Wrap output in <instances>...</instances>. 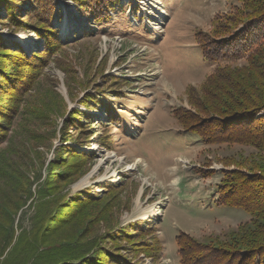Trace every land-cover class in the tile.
Returning a JSON list of instances; mask_svg holds the SVG:
<instances>
[{
  "label": "rangeland",
  "instance_id": "1",
  "mask_svg": "<svg viewBox=\"0 0 264 264\" xmlns=\"http://www.w3.org/2000/svg\"><path fill=\"white\" fill-rule=\"evenodd\" d=\"M238 6L236 0H28L15 17L18 26L0 21L6 48L15 44L42 59L48 44L28 26L49 19L54 27L50 54L26 70L32 86L23 84L17 100L0 97L15 108L0 147L6 162L0 198L11 184L21 198L22 184L34 178L32 199L14 225L22 211L27 218L38 211L37 187L51 169L63 178L48 187V205L55 211L71 199L77 204L52 246L95 241L139 264H181V235L190 255L207 254L204 246L231 248L250 218L222 205L217 189L222 172L246 173L237 165L254 163L255 151L204 144L175 115L197 114L216 67L245 65L232 57L209 61L198 43L200 37L210 48L222 43L227 31L215 25Z\"/></svg>",
  "mask_w": 264,
  "mask_h": 264
},
{
  "label": "trees",
  "instance_id": "2",
  "mask_svg": "<svg viewBox=\"0 0 264 264\" xmlns=\"http://www.w3.org/2000/svg\"><path fill=\"white\" fill-rule=\"evenodd\" d=\"M27 1L0 0L6 16L0 21L18 26L15 17ZM81 1L74 0L76 3ZM236 1L239 6L225 17L224 22L215 25L218 33L227 31V38L213 48L207 47L208 42L202 37L198 43L204 58L209 61L232 57L241 58L245 65L240 69H232L228 65L216 67L204 82V96L195 105L197 114L186 110L176 114L175 118L184 132L198 136L204 144H233L255 151L254 163L246 160L237 165L247 172H222L217 189L222 205L242 210L250 219L234 238L235 244L225 250L204 246L207 254L205 250H199L190 255L181 235L177 239L181 264H264V0ZM31 3L33 7L36 5ZM25 16L29 17V14ZM28 28L47 42L48 49L43 52L46 58L55 45L51 21L45 19ZM240 28V34H234ZM4 44L0 39V49L4 51L0 54V97L17 100L15 95L21 86L24 84L27 89L34 83L26 70L35 71L34 67L44 58L36 54L27 56L15 44L13 49L6 48ZM1 101L0 147L7 141L10 121L7 117L15 112V108ZM72 156L85 159L82 154ZM5 163L1 161L0 167ZM7 170L12 172V177H17L9 167ZM51 171L49 169L47 177L37 187V203L32 207L38 211H33L30 218H27L28 211H22L23 219L20 216L16 226V213L32 199L34 178L31 183L25 182L26 186L22 184L26 191L21 198H17L18 191L13 184L4 192L5 201L0 198V264H139L119 253L107 251L95 241H68L52 246L51 239L70 223L69 212L77 204L71 199L60 203L55 211L48 205L46 198L51 193L48 187L63 178L61 171L52 172L53 175ZM39 213L47 214L46 218Z\"/></svg>",
  "mask_w": 264,
  "mask_h": 264
},
{
  "label": "bare ground",
  "instance_id": "3",
  "mask_svg": "<svg viewBox=\"0 0 264 264\" xmlns=\"http://www.w3.org/2000/svg\"><path fill=\"white\" fill-rule=\"evenodd\" d=\"M151 1H153V0H151Z\"/></svg>",
  "mask_w": 264,
  "mask_h": 264
}]
</instances>
